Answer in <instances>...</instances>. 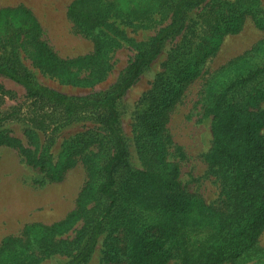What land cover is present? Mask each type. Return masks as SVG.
I'll return each mask as SVG.
<instances>
[{
	"label": "trees",
	"instance_id": "obj_1",
	"mask_svg": "<svg viewBox=\"0 0 264 264\" xmlns=\"http://www.w3.org/2000/svg\"><path fill=\"white\" fill-rule=\"evenodd\" d=\"M205 2L142 0V5L123 12L125 20L143 27L167 22L138 47L104 91L69 96L36 82L20 65L0 61V76L25 89L32 125L50 134L38 157L20 149L30 166L45 169L49 148L61 129L82 118L95 124L71 140L60 168L64 172L77 157L82 160L86 180L75 208L61 221L40 226L38 233L37 224H30L24 227V238L3 239L0 264H38L51 255L64 256V264H87L100 238L102 264H264V248L258 245L264 230V40L215 69L202 88L201 110L210 118L212 131L205 160L220 183L217 205L183 187L167 132L187 86L218 49L211 39L237 34L246 18L264 31L260 0ZM199 9L202 14L189 18V12ZM27 14L17 21L4 16L3 29L14 44L21 36L27 41L37 67L74 85H92L105 77L110 54L119 45L116 34L101 30L110 15L106 3L75 0L68 6V18L82 31L98 30L93 52L74 59L57 57L38 38V26ZM177 37L161 71L135 105V167L117 105L165 44ZM7 94L0 86L1 100ZM13 115L6 113L0 121ZM33 136L29 131V140ZM1 145L17 147V141L0 134ZM78 221L72 235L64 236Z\"/></svg>",
	"mask_w": 264,
	"mask_h": 264
},
{
	"label": "rangeland",
	"instance_id": "obj_2",
	"mask_svg": "<svg viewBox=\"0 0 264 264\" xmlns=\"http://www.w3.org/2000/svg\"><path fill=\"white\" fill-rule=\"evenodd\" d=\"M73 1L75 0H0V61H11L20 65L36 82L44 86L69 96H85L107 90L131 62L138 47L147 42L161 24L167 22L164 20L160 24L158 21L143 27L137 22L125 20L122 13L142 5V0H102L110 7V15L101 30L116 34L119 40V45L110 54V70L104 78L92 85L68 84L61 76L49 74L37 67L29 55L30 46L27 41L21 36L14 44L7 38L3 25L4 16L17 21L28 13L26 17L30 16L32 24L38 26V38L44 41L57 57L74 59L90 55L94 50V35L98 30L84 32L68 18L67 8ZM212 1L206 0L205 3ZM260 2L264 8V0ZM202 12L201 9L192 10L189 12V18L195 20ZM29 34L30 31L26 36ZM178 38L165 44L161 54L144 68L138 80L118 102L120 127L128 141L131 163L135 167L139 166L132 131L135 105L141 95L151 87ZM262 40L264 31L257 28L250 18H246L237 34L213 37L211 42L218 45L217 51L206 60L200 76L187 86L167 123L174 157L180 166V181L187 191L198 194L207 204L219 203L220 183L205 160L212 143V131L210 118L203 116L201 110L203 85L215 69L249 51ZM84 74L80 72V77ZM0 86L9 92L2 100L0 95V117L6 113L14 114L11 120L0 121V134L17 141V147L0 146L1 243L7 237L24 238L26 225L37 224L35 229L38 233L40 226L61 221L75 208L77 196L86 180L85 168L80 157H77L66 171L63 172L60 168L65 161L64 154L68 151L67 146L71 140L79 133L94 128L95 124L82 118L57 132L52 147L48 146L50 155L46 158V167L40 171L26 163L20 149H29L38 157L45 146V138L50 134L42 133L30 122L27 116L29 101L22 86L3 76H0ZM261 109L264 110V103L261 104ZM29 131L34 132L31 140L28 137ZM262 133L264 135V128ZM79 223L75 222L64 236L72 235V230L78 227ZM35 234L34 236H37ZM102 245L103 238H100L87 264H102ZM258 245L264 248V230L259 236ZM66 260L64 256L51 255L38 264H64ZM167 264L177 262L170 261Z\"/></svg>",
	"mask_w": 264,
	"mask_h": 264
}]
</instances>
